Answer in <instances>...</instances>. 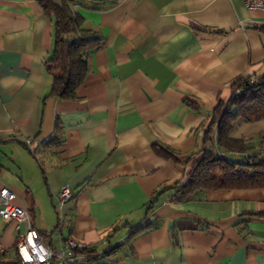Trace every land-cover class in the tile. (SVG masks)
I'll list each match as a JSON object with an SVG mask.
<instances>
[{
  "label": "crops",
  "instance_id": "obj_1",
  "mask_svg": "<svg viewBox=\"0 0 264 264\" xmlns=\"http://www.w3.org/2000/svg\"><path fill=\"white\" fill-rule=\"evenodd\" d=\"M74 10L104 43L76 98L60 100L44 64L51 20L38 0H0V189L16 194L51 249L72 236L112 250L105 264H264V188L187 202L175 188L217 102L237 79L264 74V10L242 0H76ZM230 135L264 154V119H237ZM63 187L72 194L59 204ZM148 221L158 225L133 236ZM16 238L0 219L4 260H16Z\"/></svg>",
  "mask_w": 264,
  "mask_h": 264
},
{
  "label": "trees",
  "instance_id": "obj_2",
  "mask_svg": "<svg viewBox=\"0 0 264 264\" xmlns=\"http://www.w3.org/2000/svg\"><path fill=\"white\" fill-rule=\"evenodd\" d=\"M44 14L53 24V42L45 69L52 79L50 95L60 100L76 98L75 90L87 75V58L101 48L104 37L82 28L83 18L74 10L76 0H38ZM253 78V77H252ZM241 77L232 84L228 101H218L212 117L203 131V147L198 158L186 172L183 183L175 186L177 201L187 202L200 197L207 190L264 188V154L251 140L232 137V124L237 119L251 123L264 119V74L253 78ZM194 106L193 104H190ZM60 139L58 127L49 139L56 144ZM155 153L166 159L176 160L173 153L153 145ZM154 200L147 208H152ZM158 225L148 221L134 227L133 236ZM112 251V250H111ZM110 251V252H111ZM110 252L97 254L87 247L81 253L80 264H105L101 260ZM16 253V249H15ZM5 251L0 250V264H16V260H4Z\"/></svg>",
  "mask_w": 264,
  "mask_h": 264
},
{
  "label": "built area",
  "instance_id": "obj_3",
  "mask_svg": "<svg viewBox=\"0 0 264 264\" xmlns=\"http://www.w3.org/2000/svg\"><path fill=\"white\" fill-rule=\"evenodd\" d=\"M248 10H264V0H242ZM249 83L253 84L252 77ZM28 143V141H27ZM68 187H63L56 195L59 204L71 197ZM16 194L8 187L0 189V219L5 223H12L17 231L15 249L18 256L16 264H80L84 258L81 253L88 246L72 236L68 237L56 249L45 245L39 231L32 227L26 207L15 203ZM64 221L59 217L56 229L60 230ZM20 225L23 229L20 230Z\"/></svg>",
  "mask_w": 264,
  "mask_h": 264
}]
</instances>
